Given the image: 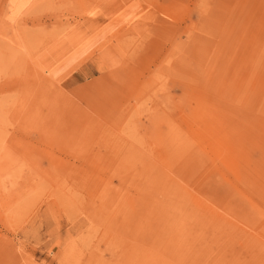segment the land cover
<instances>
[{
    "label": "rangeland",
    "instance_id": "obj_1",
    "mask_svg": "<svg viewBox=\"0 0 264 264\" xmlns=\"http://www.w3.org/2000/svg\"><path fill=\"white\" fill-rule=\"evenodd\" d=\"M0 264H264V0H0Z\"/></svg>",
    "mask_w": 264,
    "mask_h": 264
}]
</instances>
